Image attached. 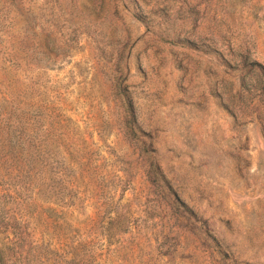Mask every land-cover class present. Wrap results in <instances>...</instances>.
<instances>
[{"label":"rangeland","instance_id":"obj_1","mask_svg":"<svg viewBox=\"0 0 264 264\" xmlns=\"http://www.w3.org/2000/svg\"><path fill=\"white\" fill-rule=\"evenodd\" d=\"M0 264H264V0H0Z\"/></svg>","mask_w":264,"mask_h":264},{"label":"trees","instance_id":"obj_2","mask_svg":"<svg viewBox=\"0 0 264 264\" xmlns=\"http://www.w3.org/2000/svg\"><path fill=\"white\" fill-rule=\"evenodd\" d=\"M122 229H125V228H122Z\"/></svg>","mask_w":264,"mask_h":264}]
</instances>
